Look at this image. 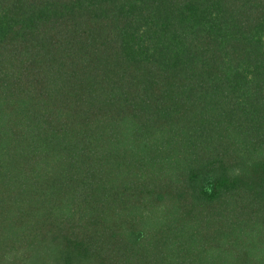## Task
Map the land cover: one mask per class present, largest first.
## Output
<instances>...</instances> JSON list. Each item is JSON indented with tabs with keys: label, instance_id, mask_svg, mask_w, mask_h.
Masks as SVG:
<instances>
[{
	"label": "trees",
	"instance_id": "16d2710c",
	"mask_svg": "<svg viewBox=\"0 0 264 264\" xmlns=\"http://www.w3.org/2000/svg\"><path fill=\"white\" fill-rule=\"evenodd\" d=\"M0 264H264V0H0Z\"/></svg>",
	"mask_w": 264,
	"mask_h": 264
}]
</instances>
